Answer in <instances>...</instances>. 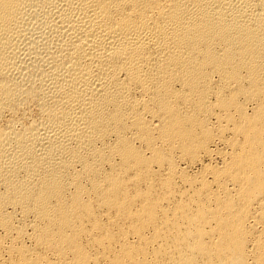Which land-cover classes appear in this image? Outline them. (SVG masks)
I'll return each instance as SVG.
<instances>
[{"label": "bare ground", "instance_id": "6f19581e", "mask_svg": "<svg viewBox=\"0 0 264 264\" xmlns=\"http://www.w3.org/2000/svg\"><path fill=\"white\" fill-rule=\"evenodd\" d=\"M0 264H264V0H0Z\"/></svg>", "mask_w": 264, "mask_h": 264}]
</instances>
